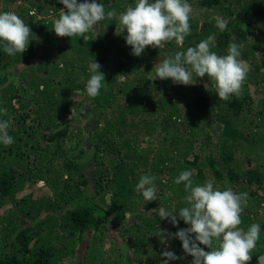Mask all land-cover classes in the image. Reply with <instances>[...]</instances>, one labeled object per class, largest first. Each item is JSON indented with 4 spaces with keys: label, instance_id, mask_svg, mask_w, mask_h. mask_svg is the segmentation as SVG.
<instances>
[{
    "label": "trees",
    "instance_id": "1",
    "mask_svg": "<svg viewBox=\"0 0 264 264\" xmlns=\"http://www.w3.org/2000/svg\"><path fill=\"white\" fill-rule=\"evenodd\" d=\"M97 2L120 13L135 0ZM188 2L191 34L184 44L149 46L137 57L115 19L51 49L54 21L64 9L59 0H24L18 7L16 0H0V12H15L32 33L21 55L0 47V109L7 110L0 120L9 121L14 138L9 146L0 143V264H63L74 257L83 264L89 257L93 264H122L109 255L112 247L126 251L134 244L140 250L149 236L190 227L178 217L187 206L183 184L174 183L184 170L192 171L194 184L210 180L221 190L248 193L240 227L260 225L248 262L258 264L264 255V220L257 216L264 213V0ZM219 20L225 30L217 27ZM209 35L215 37L212 51L224 55L236 43L239 59L250 66L239 98L219 100L207 76L193 74L191 87L156 77L161 59ZM94 60L105 81L93 98L86 84ZM145 174L157 186V200L146 203L135 191ZM39 182L51 191L48 197L37 195ZM160 206L177 211L176 226L152 211ZM145 210L158 224H145ZM160 244V262L192 264L179 239ZM102 247L103 262L97 258ZM165 251L178 259L168 260ZM137 254L134 249L127 261L143 264Z\"/></svg>",
    "mask_w": 264,
    "mask_h": 264
},
{
    "label": "clouds",
    "instance_id": "2",
    "mask_svg": "<svg viewBox=\"0 0 264 264\" xmlns=\"http://www.w3.org/2000/svg\"><path fill=\"white\" fill-rule=\"evenodd\" d=\"M59 2L64 9L53 25L58 37L83 36L100 22L115 19L121 32L126 30V45L131 47L132 55L137 57L149 46L159 49L172 41L182 46L185 38L191 34L189 21L192 6L188 0H135L134 4L120 13L115 9L106 10L104 4L97 0ZM16 3H21V0H16ZM217 27L225 30L227 25L219 22ZM31 35L28 24L15 12H0V47L6 54L14 56L24 53L28 49ZM214 41L215 37L209 35L196 46L161 59L154 66L156 77L160 80L171 79L175 84L191 85L193 74L199 78L207 76L214 83L219 100L228 101L232 96L239 98L250 66L239 59V45L231 43L227 53L219 55L212 51ZM100 69L101 65L95 60L89 65L91 75L86 84L89 97L98 96L104 84L105 74ZM0 113L6 115L7 110L0 109ZM9 126L8 120H0V143L5 146L14 143V138L8 132ZM192 175L191 170H184L174 181L177 185L183 184L186 194L187 206L178 210L179 220L190 227L174 234L168 233L167 237L181 241L184 252L193 257L192 264H248L261 231L260 225L256 223L247 230L240 227L248 193L235 192L230 187L221 190L214 187L210 180L194 184ZM155 179L145 174L135 185V191L142 195L145 203L157 200ZM152 211L158 213L161 220H168L173 226L178 224L177 211H169L161 206ZM160 237L164 243L167 237L163 232ZM199 245L209 250L205 251ZM163 255L168 260L178 259L172 252L165 251ZM164 264H167V260ZM258 264H264V255L258 257Z\"/></svg>",
    "mask_w": 264,
    "mask_h": 264
},
{
    "label": "rangeland",
    "instance_id": "3",
    "mask_svg": "<svg viewBox=\"0 0 264 264\" xmlns=\"http://www.w3.org/2000/svg\"><path fill=\"white\" fill-rule=\"evenodd\" d=\"M42 2L44 1H46V0H41ZM23 2H24V0H23ZM22 0H21V3H16V6L18 7L19 5H21L22 3ZM45 5V4H44ZM29 6H31L30 4H28V2H27V4L24 6L25 8H29ZM17 11V10H16ZM17 12H19V10L17 11ZM51 12V11H50ZM214 17L216 18L217 16L216 15H214ZM221 17V16H220ZM227 18H228V16H227ZM229 19V18H228ZM220 22V20L218 21V23ZM218 23H216V24H218ZM260 23H263L264 24V22H260ZM126 31V30H125ZM124 32V31H123ZM51 43H52V45L50 46L51 47V49H53V47H57L58 48V45L57 44H60V42L61 41H63L64 39H65V37H58L55 33L54 34H51ZM45 44H47V43H45ZM50 47H49V49H50ZM35 65V64H34ZM33 65V66H34ZM31 67V70H33L34 71V73L35 74H37V76L38 77H43L44 78V76L45 75H43V71H39L38 70V68H37V66H34V67ZM191 85H189L190 87L191 86H194V81H191ZM198 84V86L199 87H203L204 85V82H202V83H197ZM206 84V86L208 87V82L207 83H205ZM257 107V105L254 107V108H256ZM191 136V135H190ZM184 142L183 143H186L187 141H188V139H185V140H183ZM202 144V143H201ZM210 145H214V143H209ZM80 147V146H79ZM200 147V144L198 145V144H196L195 145V149L193 150V153H195V152H198V148ZM253 164H252V166H254L255 165V162H252ZM87 171H89L90 170V168H87L86 169ZM92 171V170H91ZM90 171V172H91ZM36 187L38 188V192H37V195L39 196V197H43V196H49V193L51 192L49 189H47L45 186H44V183L43 182H39V183H37L36 184ZM250 201H251V198H250ZM247 205H250V203H249V201L247 202ZM259 212V211H258ZM257 216H258V218L259 219H263L264 220V213H262V212H260L259 214H257ZM154 217H155V215H153V213L152 212H150L149 210H145L144 211V214H143V220H144V222H145V224H147L148 226H151V227H153V226H155L156 224H158L157 223V221L155 220V221H153L154 220ZM165 233V232H164ZM158 236V237H157ZM150 237V241H146L145 242V244L143 245V246H140V250H138L137 248H136V246L133 244V246L132 247H129L126 251H122V249H120V246H116V247H112V250L110 249L109 250V255H111V256H115V255H117L118 256V260H121L120 262H122V264H130L127 260H128V258H134V256H132V254L134 253V249L135 250H137L138 251V254L136 255V256H138L140 259H142V261L144 262L143 264H163L162 263V261L160 262V259H159V252H160V250H161V244L160 243H162L161 242V237H160V235L159 234H156V235H153V236H149ZM148 237V238H149ZM148 240V239H147ZM114 242H116V243H122V241L120 242V241H118V240H114ZM124 244H127L126 242H124L123 241V244L122 245H124ZM148 244H150V248H148ZM102 245V244H101ZM128 245V244H127ZM103 246V245H102ZM134 247V248H133ZM171 250L173 251V252H175L174 251V249H172L171 248ZM100 251L102 252V253H100ZM100 251L98 252L99 254H98V256H97V258L98 259H100L101 260V262H103V260H102V258H104L105 256L103 255L104 253H105V251H106V249L105 248H101L100 249ZM112 251L114 252V253H112ZM164 253V252H163ZM136 258V257H135ZM94 258L93 257H89V260H88V263L89 264H93L92 262L93 261H95V260H93ZM191 259H193V258H191ZM84 263V261L81 263V258H79V257H74V258H71V259H69V260H66L65 262H63V264H83ZM133 264V263H132Z\"/></svg>",
    "mask_w": 264,
    "mask_h": 264
}]
</instances>
